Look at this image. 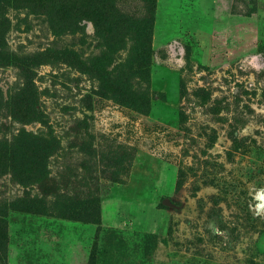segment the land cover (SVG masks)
<instances>
[{"label": "rangeland", "instance_id": "374dc122", "mask_svg": "<svg viewBox=\"0 0 264 264\" xmlns=\"http://www.w3.org/2000/svg\"><path fill=\"white\" fill-rule=\"evenodd\" d=\"M114 10L152 11L147 113ZM0 257L264 264V0H0Z\"/></svg>", "mask_w": 264, "mask_h": 264}, {"label": "trees", "instance_id": "16d2710c", "mask_svg": "<svg viewBox=\"0 0 264 264\" xmlns=\"http://www.w3.org/2000/svg\"><path fill=\"white\" fill-rule=\"evenodd\" d=\"M116 12V17L123 25H125V30H132V32L140 38L141 46L137 55H130L118 65L122 70L115 72L112 76L110 90H113L111 92L115 94L116 97L126 99V103L134 109L142 113H147L151 101L148 82L149 65L151 62V46L149 44V38L152 31V11L147 10V13L144 16L136 19L127 14H121L118 11ZM29 83L31 84L32 82L30 81V78L26 76L24 87L28 88ZM115 91L118 92L116 93ZM36 93L37 91L35 89L29 91L30 97H35ZM195 93L204 98L208 95L204 88H198ZM32 112L36 114L34 110ZM183 117L184 113L181 112V119ZM117 160L119 161V158ZM113 178L115 179V177ZM1 263L0 259V264Z\"/></svg>", "mask_w": 264, "mask_h": 264}]
</instances>
